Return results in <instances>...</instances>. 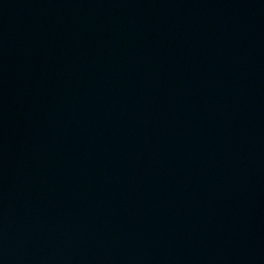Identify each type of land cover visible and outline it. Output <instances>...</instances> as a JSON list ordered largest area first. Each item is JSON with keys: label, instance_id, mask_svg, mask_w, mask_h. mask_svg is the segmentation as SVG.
<instances>
[{"label": "water", "instance_id": "water-1", "mask_svg": "<svg viewBox=\"0 0 264 264\" xmlns=\"http://www.w3.org/2000/svg\"><path fill=\"white\" fill-rule=\"evenodd\" d=\"M0 264H264V0H0Z\"/></svg>", "mask_w": 264, "mask_h": 264}]
</instances>
